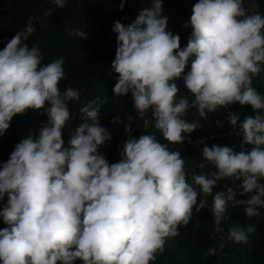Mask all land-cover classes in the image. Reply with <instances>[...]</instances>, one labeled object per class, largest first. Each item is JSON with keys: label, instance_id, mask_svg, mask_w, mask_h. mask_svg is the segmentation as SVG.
Instances as JSON below:
<instances>
[{"label": "clouds", "instance_id": "clouds-1", "mask_svg": "<svg viewBox=\"0 0 264 264\" xmlns=\"http://www.w3.org/2000/svg\"><path fill=\"white\" fill-rule=\"evenodd\" d=\"M54 2L65 6V0ZM189 23L193 31L181 49L180 36L166 31L163 0H153L128 26L115 21L118 46L112 68L118 76L112 91L131 93L140 117L151 109L155 127L170 143H184L182 133L201 127L198 120L183 118L190 107L202 118L234 103L252 107L254 115L243 121L237 113L228 116L251 150L205 144L202 155L216 171H193L191 183L179 151H169L153 135L132 138L130 125L122 159L110 165L97 152L111 135L98 123L95 102L79 109L83 122L65 147L62 129L73 118L68 105L81 94L71 87L59 90L64 58L41 65L39 49L25 43L35 32L31 20L0 50V135L29 108L48 116L38 137L16 144L0 169V200L8 197L0 218L9 226L0 229V264H149L163 250L165 238L189 223L193 207L197 212L206 207L205 200L197 205L193 185L212 194L225 178L242 180L240 195H252L237 200L231 187L216 192L211 211L217 230L229 202L246 205L249 217L259 215L256 206H264V96L252 78L264 62V17L246 16L242 0H198ZM73 34L86 38L79 29ZM181 77L194 98L191 104L183 96L176 99L179 88L173 81ZM229 238L248 239L239 226L229 230Z\"/></svg>", "mask_w": 264, "mask_h": 264}, {"label": "trees", "instance_id": "trees-1", "mask_svg": "<svg viewBox=\"0 0 264 264\" xmlns=\"http://www.w3.org/2000/svg\"><path fill=\"white\" fill-rule=\"evenodd\" d=\"M124 3L123 9L120 4ZM198 0H163L164 15L168 17L166 31L180 36L181 49L187 46L192 34L190 17L192 9ZM153 0H65L63 8L58 7L54 0H0V50L12 39L17 31L23 30L31 20L35 32L25 41L29 48L39 49L43 59L41 65H46L63 57L65 77L59 82V90L63 92L71 87L80 92L78 101L69 102L70 118L62 129L65 147L83 121L79 118L81 107L90 102L93 107L98 104V123L109 130L111 139L98 147L111 165L122 159L125 142L129 139L126 126L131 127V137L153 135L158 142L167 144L169 151H179L185 162L191 161L196 154V147L206 136L217 133H234L238 126H231L229 113H237L240 121L254 115L250 105L234 103L227 108L218 107L207 118L199 117L195 108H189L183 117L187 122L199 121L201 127L191 134L184 135V143H170L155 127V119L151 109L144 117L138 116L134 102L129 93L127 96H116L112 89L117 82L118 74L112 68L117 49V34L112 31L114 22L120 21L125 26L132 24L139 11L152 6ZM245 15L260 14L264 17V0H242ZM50 13V14H46ZM237 19H244L238 17ZM188 25L187 27L185 25ZM81 30L86 38L74 35L75 30ZM264 32V29L261 30ZM189 64L185 74L190 71ZM261 71L252 78V86L264 96V62L260 64ZM179 88L176 99L187 98L191 104L194 99L184 86L183 78L174 79ZM43 109H27L23 114L15 115L9 128L0 135V160L8 161L15 145L29 137L36 139L40 128L47 123L48 116ZM119 117L117 122L115 118ZM220 122L219 124L217 122ZM191 141V143L189 142ZM240 149L235 152L250 151L253 145L243 143V134L239 135ZM213 164L202 170V174L215 172ZM187 182L191 183L186 176ZM264 184V178L260 180ZM242 180L225 178L217 182L212 194H204L198 185L193 187L198 192L197 205L206 201V207L200 212L196 206L187 225L178 226V234L165 238L162 251L155 254V259L149 264H264V206H256L259 215L247 216L246 205L233 206L229 202L217 230L215 217L212 214L213 197L218 191H227L229 187L236 192V199H247L252 194L240 195L243 192ZM7 194L0 200V210L7 204ZM239 226L247 234V243H237L229 238V230ZM9 227L0 218V229ZM253 227V232H247ZM214 248L215 253L208 250ZM75 264H82L77 260Z\"/></svg>", "mask_w": 264, "mask_h": 264}, {"label": "built area", "instance_id": "built-area-1", "mask_svg": "<svg viewBox=\"0 0 264 264\" xmlns=\"http://www.w3.org/2000/svg\"><path fill=\"white\" fill-rule=\"evenodd\" d=\"M242 132H240V129H238L237 131H235L234 133L231 134H227V133H217V134H211L206 136L202 141L204 143H198L196 149H199L202 146H205V144L208 145H215L216 143H220L218 146H228L232 149H240V145H239V135ZM6 161H1L0 160V169H2V165L3 163H5ZM209 164H211L210 162H208L207 160H204L203 162L199 163V164H193L190 161L185 162V169L187 172V177L189 179V181L191 182V174L194 171L195 174H202V170L207 167Z\"/></svg>", "mask_w": 264, "mask_h": 264}, {"label": "crops", "instance_id": "crops-1", "mask_svg": "<svg viewBox=\"0 0 264 264\" xmlns=\"http://www.w3.org/2000/svg\"><path fill=\"white\" fill-rule=\"evenodd\" d=\"M220 143H216L215 145H219ZM212 145H208V147H211ZM203 147L204 146H202V147H200L199 149H197L196 150V154H195V156L193 157V159L190 161L191 163H193V164H199V163H201V162H203L205 159H204V157H203V155H202V149H203Z\"/></svg>", "mask_w": 264, "mask_h": 264}]
</instances>
